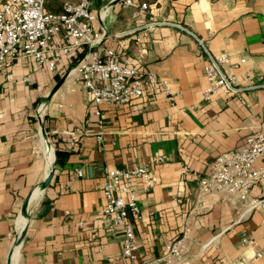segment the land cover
Masks as SVG:
<instances>
[{"label": "crops", "instance_id": "1", "mask_svg": "<svg viewBox=\"0 0 264 264\" xmlns=\"http://www.w3.org/2000/svg\"><path fill=\"white\" fill-rule=\"evenodd\" d=\"M97 1L91 26L103 33L101 45L129 58L138 76L164 79L173 100L154 91L152 99L93 105L69 73L85 46L60 54L51 71L28 56L0 70V264H132L100 211L104 168L132 165L156 176L149 189L136 187L138 214L127 215L137 261L160 255L187 225V263L176 264H264L260 209L231 205L221 193L204 195L206 208L196 206L212 160L264 129V0H133L147 5L135 18L130 9L111 18L126 8ZM183 28L208 52L226 53L222 70L234 77L236 96L202 97L206 54ZM127 29L134 33L115 37ZM64 41L57 33L51 46ZM262 193L264 182L249 191ZM244 236L252 246L240 245ZM257 250L261 256L252 259Z\"/></svg>", "mask_w": 264, "mask_h": 264}, {"label": "built area", "instance_id": "2", "mask_svg": "<svg viewBox=\"0 0 264 264\" xmlns=\"http://www.w3.org/2000/svg\"><path fill=\"white\" fill-rule=\"evenodd\" d=\"M45 0H3L0 1V70H8L20 56L31 57L37 64L53 70L60 54H68L79 46L88 50L69 73L82 85L93 105L119 106L139 99H152L154 91L172 102L174 94L164 79L154 73L137 75V69L127 57L117 59L112 49L101 45L103 33L92 28L95 15L89 10L92 0H64L58 12L44 11ZM122 7L130 8V17L142 15L147 9L143 2L119 0ZM62 33L64 43L51 46L53 36ZM134 33L127 29L115 35L121 37ZM201 45V44H200ZM207 58L203 74L208 85L202 90L204 99L221 92L236 96L240 89L234 77L222 70L228 62L226 53L212 54L201 45ZM242 61V60H241ZM25 80V79H24ZM264 86V85H263ZM95 115L99 111H93ZM98 127L101 123L98 122ZM100 139V134L96 135ZM81 176V171H75ZM264 182V129L248 133L240 147L218 154L211 162L208 174L198 182L197 208H206L203 196L221 193L231 205L242 204L246 210L254 208L262 212L264 224V193L251 196L250 189ZM156 183V176L138 165L129 168H104L100 190L103 196L101 214L108 228L120 234V256L132 264H176L187 263L188 251L185 225L180 236L169 241L163 252L152 258L137 261V244L127 221L129 213L138 214L136 187L149 189ZM195 209V208H194ZM240 245L250 247L253 241L242 237ZM261 251H253L251 258L257 259ZM232 264H248L236 260Z\"/></svg>", "mask_w": 264, "mask_h": 264}, {"label": "rangeland", "instance_id": "3", "mask_svg": "<svg viewBox=\"0 0 264 264\" xmlns=\"http://www.w3.org/2000/svg\"><path fill=\"white\" fill-rule=\"evenodd\" d=\"M64 0H45L44 1V11H51V12H58L61 9V4ZM98 4L97 0H92L91 1V5L89 7V10L91 11V9L96 8ZM130 8H126V9H121L117 12H109V15L111 16V18H124L126 16H128V13L130 12L129 10Z\"/></svg>", "mask_w": 264, "mask_h": 264}, {"label": "water", "instance_id": "4", "mask_svg": "<svg viewBox=\"0 0 264 264\" xmlns=\"http://www.w3.org/2000/svg\"><path fill=\"white\" fill-rule=\"evenodd\" d=\"M119 0H112L109 4H108V6H111V5H113V4H115V3H117ZM178 27H180L179 25H178ZM180 28H182V27H180ZM184 29V28H183ZM184 30H186V29H184ZM187 31V30H186ZM188 33H190L198 42H199V44H201V42L195 37V35H193L191 32H189V31H187ZM202 45V44H201ZM62 78L61 79H59V81H57V83L54 85V87L52 88V90H51V92H50V94L51 93H53L57 88H58V86L61 84V82H62ZM51 175H52V169H50L49 170V172L47 173V175H46V177H45V179L42 181V183H41V187L43 188L44 186H46V184L48 183V181L50 180V178H51ZM28 199H29V195L27 196V197H25L24 198V200H23V203H22V209H24L25 208V206H26V204H27V202H28Z\"/></svg>", "mask_w": 264, "mask_h": 264}]
</instances>
